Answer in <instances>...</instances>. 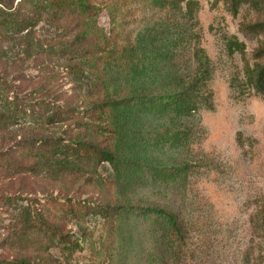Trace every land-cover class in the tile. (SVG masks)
Listing matches in <instances>:
<instances>
[{
	"label": "rangeland",
	"instance_id": "rangeland-1",
	"mask_svg": "<svg viewBox=\"0 0 264 264\" xmlns=\"http://www.w3.org/2000/svg\"><path fill=\"white\" fill-rule=\"evenodd\" d=\"M129 1L132 14L119 31L130 36L125 41L130 50L112 69L108 96L143 102L112 112L118 168L93 158L82 162V173L58 179L0 169V197L13 198L11 204L0 201V261L155 264L158 230L141 208L157 205L190 226L182 260L166 264H264V96L254 89L256 71L264 65V26L259 33L245 30L264 24V0L236 7L229 0ZM141 1L147 4L142 7ZM97 24L109 30L105 10ZM34 31L38 38L54 35L45 22ZM29 49L24 37L0 36V69L18 77L15 85L34 98L30 91L39 86L33 80L39 68L27 56ZM56 61L58 101L88 106L89 98L78 97L77 82L62 70L66 62ZM205 64L209 76L199 93L207 94V104L176 115L145 103L178 91L198 78ZM74 121L46 126L43 134L87 136L100 145L87 128H74ZM26 124L15 128L11 139L32 136L35 127ZM184 130L191 131L189 137L176 139ZM79 204L87 208L79 211ZM102 207L120 209L119 217L93 214ZM27 211H38L77 248L69 254L63 244L49 248L46 237L36 233L13 243L9 237Z\"/></svg>",
	"mask_w": 264,
	"mask_h": 264
},
{
	"label": "trees",
	"instance_id": "trees-1",
	"mask_svg": "<svg viewBox=\"0 0 264 264\" xmlns=\"http://www.w3.org/2000/svg\"><path fill=\"white\" fill-rule=\"evenodd\" d=\"M229 1L236 7L253 0ZM13 2L14 0L0 1V30L5 31L0 36L8 40L13 35L24 37L26 48H30L27 50V56L33 57L35 66L39 68V74L33 77V80H39V86L30 91L34 98H28V94L20 91L21 86L14 83L18 77H9L4 68L0 69V140L3 143L0 148V169L10 174L46 175L58 179L65 174L74 175L79 171L82 173L85 167L82 162L93 158H96L97 162L109 163L114 169L118 168L115 140H112L115 139V115L112 112L119 108L126 111L135 106L140 108L139 104L143 102V96L136 97L142 100L136 102V105L135 98L116 99L108 96L112 69L115 65L123 63V58L128 56L130 50V45L125 43L130 36L124 31H119L123 22L132 14L130 1L16 0L15 5ZM140 3L142 7L147 4L143 1ZM150 5L154 6L151 3ZM102 10L106 11L109 18L107 32L97 24ZM41 22L54 29V35L49 39L38 38L34 34L35 28ZM262 26L264 24H253L245 30L252 34L259 33L263 30ZM7 33L11 34L10 38ZM260 52H257V55H260ZM56 60L66 62L62 70L77 82L74 87L78 97L85 102L89 98L88 106L80 109L66 99L58 101L60 94L52 70L54 62H58ZM120 61L122 63H119ZM208 73L205 64L198 78L184 84L185 86L170 95L147 99L145 103L150 107H161L162 111H173L176 115L195 111L199 104H207L209 101L207 94L199 93L200 86L205 85ZM254 89L257 94L264 96V65L256 71ZM69 118L76 119L74 128H87L92 132L99 139L100 145L90 141L87 136L71 138L66 134H43L46 126L67 121ZM26 123L34 125V134L27 138L11 139L14 129L27 126ZM190 132L184 130L177 133L175 138L184 141ZM7 139L10 140L9 143L5 142ZM5 144L8 145L4 147ZM1 200L3 204H11L13 198L3 196L0 197ZM73 208L74 205L70 204L69 210L75 212ZM86 208L85 204L77 205L79 211ZM141 210L143 216H149L154 221V229L158 230L156 244L159 257H154L155 264L182 260V246L190 233L189 224L178 213L161 206H148ZM94 213H100L104 217L114 216L117 219L120 209L109 210L102 207L93 211ZM13 230L9 237L13 243L22 244V239L28 233H36L46 237L49 248L54 244H63L68 254L77 248L76 241H71L59 232L57 226L50 224L38 211L24 212L20 224ZM0 264H4L3 261H0ZM6 264L35 263L15 259L7 261ZM44 264H47V261H44Z\"/></svg>",
	"mask_w": 264,
	"mask_h": 264
}]
</instances>
